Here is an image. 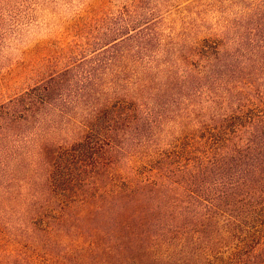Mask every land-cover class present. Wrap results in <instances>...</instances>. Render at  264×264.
Instances as JSON below:
<instances>
[{
    "label": "trees",
    "instance_id": "trees-1",
    "mask_svg": "<svg viewBox=\"0 0 264 264\" xmlns=\"http://www.w3.org/2000/svg\"><path fill=\"white\" fill-rule=\"evenodd\" d=\"M247 9L168 34L120 15L0 104V264H264V0Z\"/></svg>",
    "mask_w": 264,
    "mask_h": 264
},
{
    "label": "rangeland",
    "instance_id": "rangeland-1",
    "mask_svg": "<svg viewBox=\"0 0 264 264\" xmlns=\"http://www.w3.org/2000/svg\"><path fill=\"white\" fill-rule=\"evenodd\" d=\"M254 1L0 0V104L81 59L89 52L87 44L97 40L98 29L111 28L120 15L141 22L156 17L157 30L168 34L173 27L180 30L188 18L202 19L205 25L220 23L223 18V23L232 21L248 12L247 7ZM213 4L216 6L212 7ZM75 137L69 141L73 142ZM13 157L11 172H18L19 176L29 173L31 156ZM24 183L13 182L11 190L19 193L18 198H27L22 203L18 200L21 206L33 200L22 187ZM7 217L14 223L17 221V225L27 224L25 217ZM7 224L15 230L13 224L8 221ZM15 246L19 245H8L2 250L10 252Z\"/></svg>",
    "mask_w": 264,
    "mask_h": 264
}]
</instances>
